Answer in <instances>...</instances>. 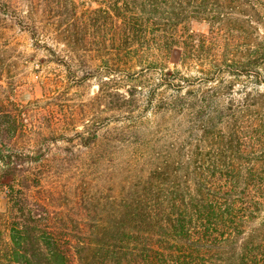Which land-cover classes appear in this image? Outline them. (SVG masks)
Instances as JSON below:
<instances>
[{
  "label": "trees",
  "instance_id": "trees-1",
  "mask_svg": "<svg viewBox=\"0 0 264 264\" xmlns=\"http://www.w3.org/2000/svg\"><path fill=\"white\" fill-rule=\"evenodd\" d=\"M38 2L52 38L72 56L99 53L92 66L108 80L122 67L153 70L164 94L150 91L145 99L177 121L181 146L112 200L79 199L76 213L45 194L49 150L12 146L15 118L0 110V264H264V26L256 21L264 0ZM232 4L242 11L232 12ZM0 17L37 41L35 18L7 0H0ZM194 21L208 24V34L186 28ZM228 23L263 34L231 51L223 42V56H201L225 40ZM35 45L70 71L52 47ZM174 47L195 67L193 76L160 66ZM73 131L84 147L98 139L87 123Z\"/></svg>",
  "mask_w": 264,
  "mask_h": 264
},
{
  "label": "rangeland",
  "instance_id": "rangeland-1",
  "mask_svg": "<svg viewBox=\"0 0 264 264\" xmlns=\"http://www.w3.org/2000/svg\"><path fill=\"white\" fill-rule=\"evenodd\" d=\"M7 1L24 16L35 18L33 22L39 29L36 41L12 20L0 17V110L10 111L15 118L17 130L12 146L31 152L49 150L44 169L48 172L43 175L42 185L45 194H52L53 206L79 213V199L116 196L131 181L146 176L169 152L180 148L181 139L174 130L177 121L161 116L157 107L145 99L150 91L164 94L161 88L156 89L152 69L139 72L141 68L128 71L122 67L108 80L102 67L92 66L99 53L72 56L62 42L52 38V29H45L40 19L38 0ZM77 1L96 7L93 0ZM231 7L235 14L242 11L235 4ZM29 20L25 24H31ZM256 21L261 28L264 26L263 16ZM231 24L222 28L225 40L211 43V51H204L201 56L218 50L223 56L227 54L223 42L229 44L231 51L263 34L258 30L255 37L244 26H240L243 32H238L232 30ZM186 28L195 33L209 32L204 22L194 21ZM36 42L52 47L58 60L70 63V71L60 61H54L46 47H37ZM159 64L188 76L195 72L193 65L181 62L178 47ZM262 83L260 91L264 90L263 79ZM84 123L98 135L96 143L89 147L82 146L73 133L81 130ZM54 138L57 141L53 143ZM4 206V192L0 189V209Z\"/></svg>",
  "mask_w": 264,
  "mask_h": 264
}]
</instances>
